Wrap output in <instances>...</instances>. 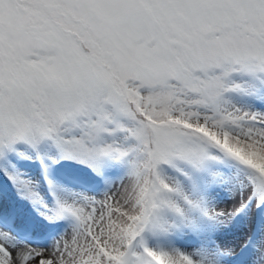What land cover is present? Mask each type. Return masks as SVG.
I'll list each match as a JSON object with an SVG mask.
<instances>
[{"label": "snow or ice", "instance_id": "1", "mask_svg": "<svg viewBox=\"0 0 264 264\" xmlns=\"http://www.w3.org/2000/svg\"><path fill=\"white\" fill-rule=\"evenodd\" d=\"M33 154L50 191L58 165L106 190L41 204L51 249L0 230V264L264 259V0H0V172Z\"/></svg>", "mask_w": 264, "mask_h": 264}, {"label": "rangeland", "instance_id": "2", "mask_svg": "<svg viewBox=\"0 0 264 264\" xmlns=\"http://www.w3.org/2000/svg\"><path fill=\"white\" fill-rule=\"evenodd\" d=\"M234 101L241 106H246L248 100L246 97H233ZM41 151H45L41 149ZM33 158V155H32ZM30 161V160H29ZM27 159H21L15 163V167L10 170V175L17 178V183L14 186L9 180L8 176L0 172V181H5L10 187L7 195H0V214L3 217L14 218V226L19 229H29L32 234L38 235L40 240L37 244L43 245V249H51L53 244L58 241L70 229L71 221L69 219L57 220L54 216L47 214V210L42 208L41 204H47L50 209L55 208V200H68L72 201L78 199L80 195L93 196L101 198L106 190V184L100 188H93L85 185L75 184L59 176L56 166H51L49 170V178L54 182V187L49 190L47 181L44 179L40 163L36 164L35 161L29 162ZM28 163V164H27ZM74 173H78L82 178L87 181L100 180V178L92 175L90 172L68 165H61ZM117 171L113 170L111 175L113 178L117 176ZM98 178V179H97ZM20 181L29 182L28 187L39 193L40 202L33 203L31 198H25L27 189L23 187ZM20 193H25L22 196ZM55 193V197L53 196ZM47 216V218H46ZM260 219V213H257V223ZM68 224L59 227L48 236H41L47 229L57 224ZM248 224L245 218H237L231 226L220 232L219 238L226 244L239 245L248 235ZM0 230L9 232L20 244V241H27L26 235H17L10 226L0 220ZM33 235V236H34ZM261 239L260 234H256V240L259 242ZM36 240V241H37ZM32 243L31 241H28ZM197 242L190 238L181 239L178 245L185 248H191ZM35 244V243H32ZM261 253L253 251L252 249H245L239 257L233 259L232 264H264V259H261Z\"/></svg>", "mask_w": 264, "mask_h": 264}, {"label": "bare ground", "instance_id": "3", "mask_svg": "<svg viewBox=\"0 0 264 264\" xmlns=\"http://www.w3.org/2000/svg\"><path fill=\"white\" fill-rule=\"evenodd\" d=\"M20 244L31 246L33 248H42L43 247V245H41V244H32V243H29L28 241H20Z\"/></svg>", "mask_w": 264, "mask_h": 264}]
</instances>
